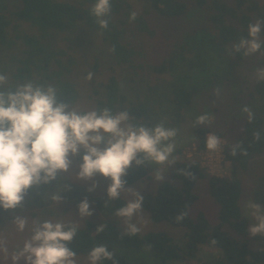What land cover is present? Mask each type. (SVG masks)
Returning <instances> with one entry per match:
<instances>
[{
    "label": "trees",
    "instance_id": "16d2710c",
    "mask_svg": "<svg viewBox=\"0 0 264 264\" xmlns=\"http://www.w3.org/2000/svg\"><path fill=\"white\" fill-rule=\"evenodd\" d=\"M94 3L95 0H0V60L4 61L6 69L12 67L11 75L6 76L0 91H15L19 85L29 82L34 86L52 84L57 88L58 101L67 103L69 110L74 108L83 97L81 88L72 78L81 62L75 53L74 35L80 29L88 28L101 35L103 54L109 61L110 70L104 81L95 80L90 93L86 92L93 110L108 107L115 113L127 109L132 123L155 126L157 115H153L148 102L129 101L122 93V70H130L136 83L147 69L164 77L171 75L172 79L165 84L177 115L188 110L195 97L208 89L217 91L225 84L229 93L233 91L235 107L230 108L227 117L230 120H226L229 124L224 129L195 127L196 142L201 149L206 147L208 132L213 131L227 139L224 153L231 173L227 177L214 176L198 160L177 159L170 179L161 181L154 191L143 194V209L149 218L155 223L167 224L169 229L141 231L136 236L123 235L127 225L114 212L127 201L121 197L108 202L106 197L103 202L98 200L102 219H87L79 225L77 236L69 247L77 256H88L92 247L107 246L114 252L113 259L102 260L99 264H114V261L116 264H194L198 261L205 264H264V236L253 237L249 232L251 223L243 209L241 178V173L247 171L257 157L264 155V80L257 77L251 82L241 81L244 88L238 81L231 80L235 79L232 75L236 65L251 61L252 54L245 55L243 49L236 52L234 45L241 38H250V23L264 20V0H195L197 8L207 11L206 25L193 34L187 31L181 39L168 43V52L160 63L147 60L149 50L143 41L157 35L151 18L183 17L190 8L187 2L144 0L143 11L137 12L129 0H112L107 30L101 29L91 15ZM134 11L137 17L133 21L130 15ZM60 36L65 41L63 46L54 43ZM259 38L264 42V24ZM257 53L255 65L264 68V46ZM84 60L89 65L86 76L92 73L93 77L100 71L102 57H94L89 62L86 56ZM218 60L225 61L227 72H219ZM209 69L216 72L212 74L213 82L198 81L197 73ZM152 89L155 93L156 87ZM244 107L252 109L254 121L249 123L248 114L244 113L243 119L234 124L233 118L243 113ZM257 130L262 137L259 142L253 138ZM237 142H242L248 155L240 154L239 150L236 156L231 155V147ZM83 155L84 150L79 155L81 162ZM181 170L190 171L195 178ZM148 176L149 170L145 166L133 164L124 179L127 186ZM201 181L207 183L217 204L215 219L204 209L193 211L200 200L197 186ZM78 197L81 200L84 195ZM253 202L264 209V173L258 175ZM184 211L188 215L177 223L175 217ZM100 224L105 228L98 233ZM212 239L217 241L215 245L210 243ZM205 247L215 251H205Z\"/></svg>",
    "mask_w": 264,
    "mask_h": 264
},
{
    "label": "clouds",
    "instance_id": "9594fccd",
    "mask_svg": "<svg viewBox=\"0 0 264 264\" xmlns=\"http://www.w3.org/2000/svg\"><path fill=\"white\" fill-rule=\"evenodd\" d=\"M91 15L103 30L109 28L112 13V0H95L90 9ZM137 13L130 15L135 20ZM264 20H257L248 25V37L241 38L234 45V50H244L245 55L259 52L264 46L260 40ZM258 78L264 80V68H258ZM92 78V73L88 74ZM5 74L0 73V86L6 82ZM243 112L248 114V121L255 119V114L249 107ZM130 112L125 109L113 113L111 108L91 110L84 113L75 109L69 110V105L58 101L55 85L34 86L29 82L19 85L15 91L7 93L0 91V208L15 212L24 207V200L29 189L36 185L50 184L56 180L60 172H68L72 165V156L84 150L79 172V181H93L88 191H93L97 184L95 177L99 174L110 178L107 188L108 202L119 200L122 194L128 197L126 204L115 210L116 217L124 218L127 227L123 235L136 236L141 232L132 219L137 213H142L144 195L133 187H126L124 177L133 164L155 165V180H165V171L177 162L178 156L176 138L180 133L177 127H168L161 120L154 127L132 123ZM209 113L198 115L193 126L211 123ZM255 141L261 140L259 130L253 133ZM220 136L209 133L206 147L210 151L221 148ZM248 155L237 142L231 147V155L237 152ZM187 176H193L190 171L181 170ZM193 178H195L193 176ZM68 188V185H65ZM131 197V198H129ZM51 200L59 203L60 192L54 193ZM81 218L93 215L90 203L85 197L78 205ZM246 213L255 222L249 227L250 234L264 236V209L258 203L249 201ZM188 215L187 211L178 214L177 223ZM14 223L20 232L28 224L27 217L15 215ZM105 225L100 224L97 232H103ZM79 225H66L63 221L45 220L33 229V235L26 240L23 247L12 254L13 264L23 259L26 264H78L77 253L69 245L77 236ZM215 245L217 241H210ZM5 253L7 247L2 249ZM114 252L105 245H96L88 253L90 264H99L102 260L113 259ZM114 264L116 262L114 261Z\"/></svg>",
    "mask_w": 264,
    "mask_h": 264
},
{
    "label": "rangeland",
    "instance_id": "374dc122",
    "mask_svg": "<svg viewBox=\"0 0 264 264\" xmlns=\"http://www.w3.org/2000/svg\"><path fill=\"white\" fill-rule=\"evenodd\" d=\"M16 2V0H11ZM133 3L134 8L137 12L143 11L144 0H129ZM189 4V11L183 17L178 18H167V17H157L153 16L151 20L153 21L156 29L157 35L153 39L144 38V43L148 48L149 55L147 60L152 63H160L168 52L167 44L172 43L175 40L181 39V37L188 31L193 34L200 28V26H205L208 20V14L206 10L197 8L195 0H183ZM197 29V30H196ZM75 53L81 59L80 66H78L72 74V78L78 83L83 94L80 102L72 109L78 112L91 111L93 108L90 107L91 101L88 99L86 92L89 94L92 90V85L94 81H104L110 73L109 61L105 54H103V42L101 35L92 31L88 28L80 29L75 35ZM57 46L65 45L63 41V36L58 37L54 40ZM89 57L90 61H93L94 57H102V67L99 72L95 73L91 79H88L85 74V70L89 69V65L85 62V57ZM259 57L256 52L251 55V61L246 63H239L234 67L235 73L231 79L241 83L244 88V83L241 81L251 82L258 77V68L262 66L255 65V59ZM263 58V57H262ZM225 61L218 60L216 65L220 69L219 72H227L224 66ZM246 64V65H245ZM264 67V66H263ZM12 67H7L3 60H0V73L6 76L11 75ZM216 73L212 69L205 72H198L196 78L204 84L208 82H213V75ZM217 75V74H216ZM219 76L225 77L223 74ZM172 79V76H162L150 72L148 69L141 74V77L134 81L135 77L131 74L129 70H122L120 75V82L122 84V93H124L129 101L137 102L139 100H146L150 106V109L155 116L157 115L155 125L164 120L166 126L177 127L180 129V133L176 138L177 150L174 155L178 156V159L187 158L189 160L200 161V156L196 151L189 150V148L196 142L195 127L193 122L198 115L209 113L212 117L211 123L203 124L199 126L212 127L216 129H224L230 120L229 116L230 108L235 107V101L233 97V91L229 93L224 84L217 91L211 89L206 90L204 93L198 94L192 106L181 115H177L171 106L170 94L168 91V85L165 84L168 80ZM165 84V85H164ZM229 85V84H227ZM137 86V89H136ZM153 86V87H152ZM156 87L155 93H153L152 88ZM241 87V88H242ZM147 96V99L145 98ZM237 102L244 103V100H238ZM71 109V110H72ZM241 113V114H240ZM239 116L233 118L234 124H237L244 117V112H240ZM213 132V131H212ZM83 149L81 150V152ZM80 152V153H81ZM80 155V154H79ZM79 155L72 156L71 169L68 172H60L56 181L51 182L49 185H36L29 189L25 200L24 207L17 208L15 212L6 211L0 208V264H13L11 256L13 253L18 252L26 240H29L33 235L34 227L42 223L45 220H52L53 222L63 221L65 224L77 223L82 225L87 219L100 220L103 215L101 209L98 205V200L102 202L107 199V188L111 183L110 178H105L102 175H97L95 177V182L97 184L93 191H88L92 186L93 181H79L76 173L79 172V165L82 163L79 159ZM149 170V176L144 180L139 181L132 185H127L126 187L136 188L141 195L154 191L161 181H156L155 168L159 166L155 165H143ZM174 164L171 165L168 170L165 171V180L170 179V172ZM264 173V155L257 157L254 160L247 171L241 173V178L243 181L244 192H243V209L245 214L250 212V209H246V205L249 201L253 202V191L257 185L258 175ZM68 188H65V185ZM60 192L62 197L59 203L51 200V196ZM197 192L199 193L200 200L194 207V210L204 209L208 215L215 219L216 211L218 209L217 204H215L209 188L206 182L201 181L197 186ZM84 195L90 203V209L93 210V215L89 218H81L78 214V205L83 200H79L78 196ZM126 201L128 197L126 194H122ZM131 198V197H129ZM15 215H21L27 217L28 224L23 232L17 229L14 223ZM250 218V223H254L255 220L250 215L246 214ZM124 223V218L119 217ZM133 223H137L141 228V231L148 230H158V229H169L168 225L164 223L153 222L147 212L142 209V213H137L132 219ZM250 224V225H251ZM171 230V229H170ZM252 236V235H251ZM7 247V252L5 253L2 249ZM205 251H215V249H210L205 247ZM78 264H90L88 256H77ZM201 262H195L194 264H200ZM17 264H26V262L21 259Z\"/></svg>",
    "mask_w": 264,
    "mask_h": 264
},
{
    "label": "built area",
    "instance_id": "2783aa9c",
    "mask_svg": "<svg viewBox=\"0 0 264 264\" xmlns=\"http://www.w3.org/2000/svg\"><path fill=\"white\" fill-rule=\"evenodd\" d=\"M209 133L216 134L215 132H208L206 138ZM220 137L222 139V145L221 148L216 151H210L207 149V147L201 149L196 143H194L189 148V150L196 151V153L199 154L200 163L207 170L209 174L218 177H227L231 173L230 163L227 161L226 155L224 153L228 142L225 137L222 136ZM200 264H205V263L201 262Z\"/></svg>",
    "mask_w": 264,
    "mask_h": 264
}]
</instances>
